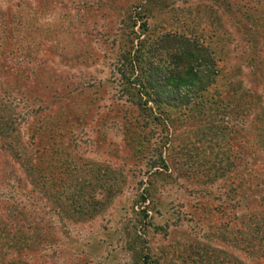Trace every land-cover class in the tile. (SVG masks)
<instances>
[{
    "label": "rangeland",
    "instance_id": "rangeland-1",
    "mask_svg": "<svg viewBox=\"0 0 264 264\" xmlns=\"http://www.w3.org/2000/svg\"><path fill=\"white\" fill-rule=\"evenodd\" d=\"M164 34L219 72L162 126L118 71L167 65ZM0 125V264H264V0H0Z\"/></svg>",
    "mask_w": 264,
    "mask_h": 264
},
{
    "label": "trees",
    "instance_id": "trees-1",
    "mask_svg": "<svg viewBox=\"0 0 264 264\" xmlns=\"http://www.w3.org/2000/svg\"><path fill=\"white\" fill-rule=\"evenodd\" d=\"M145 28V24L141 23V29L145 31ZM159 38L160 46L168 50V64L162 67L150 60L142 63L144 57L131 56L129 51L125 52L119 65L122 71H118L122 80V89L119 92L140 101L137 104L142 105V116L146 122H156L164 126L168 120V112L158 109V105L181 112L184 116L185 113L204 112L203 108L211 102L208 88L215 83L219 70L215 69L212 57L194 40L182 34H164ZM170 43L167 47L166 44ZM148 102H151L152 107L147 105ZM9 103H14V100L11 99ZM27 112L24 116L33 113ZM132 120L139 123L136 118ZM16 133V128L7 130V126L0 125V147L6 151L11 147L17 148L16 154L14 151L9 154L13 159L23 151L22 146L18 145ZM249 229L245 249L251 256L264 260V222L254 221ZM2 238L4 236L0 234V239ZM3 244L6 246L7 243Z\"/></svg>",
    "mask_w": 264,
    "mask_h": 264
}]
</instances>
